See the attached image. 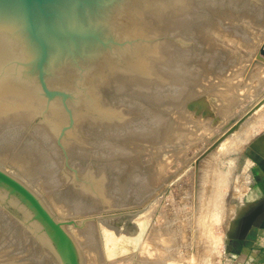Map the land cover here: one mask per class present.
Returning <instances> with one entry per match:
<instances>
[{
    "label": "water",
    "instance_id": "obj_1",
    "mask_svg": "<svg viewBox=\"0 0 264 264\" xmlns=\"http://www.w3.org/2000/svg\"><path fill=\"white\" fill-rule=\"evenodd\" d=\"M208 1L0 0V117H36L85 212L151 191L120 137L153 138L143 99L176 94L185 20ZM207 104L188 107L217 123ZM70 224L0 166V264H85Z\"/></svg>",
    "mask_w": 264,
    "mask_h": 264
},
{
    "label": "rangeland",
    "instance_id": "obj_2",
    "mask_svg": "<svg viewBox=\"0 0 264 264\" xmlns=\"http://www.w3.org/2000/svg\"><path fill=\"white\" fill-rule=\"evenodd\" d=\"M262 63L264 0H209L185 20L178 71L183 78L176 86L183 87V93L143 99L161 120L167 119L162 134H167L165 123L177 132L171 141L169 135L162 136L155 145L152 138L120 137L126 162L149 175L151 191L138 203L90 212L80 208L78 213L68 188L65 159L36 117L0 120V166L25 182L60 220L76 222L68 229L84 260L90 252L99 255L98 259L87 256H92L90 263L97 259L96 264H227L229 239L245 222L242 193L249 157L264 152ZM248 88L256 91L248 94ZM197 99L208 103L219 118L217 123L202 115L206 109L197 115L189 109ZM238 102L243 105L238 107ZM230 119L234 121L224 126ZM150 207L154 209L150 222L141 230L133 225L128 235L106 233L101 225L104 215L132 210L143 214ZM159 229L166 235L160 237ZM114 235L117 239L112 240ZM163 250L173 256L155 257Z\"/></svg>",
    "mask_w": 264,
    "mask_h": 264
},
{
    "label": "crops",
    "instance_id": "obj_3",
    "mask_svg": "<svg viewBox=\"0 0 264 264\" xmlns=\"http://www.w3.org/2000/svg\"><path fill=\"white\" fill-rule=\"evenodd\" d=\"M242 193L245 222L229 239L227 264H264V152H252Z\"/></svg>",
    "mask_w": 264,
    "mask_h": 264
},
{
    "label": "bare ground",
    "instance_id": "obj_4",
    "mask_svg": "<svg viewBox=\"0 0 264 264\" xmlns=\"http://www.w3.org/2000/svg\"><path fill=\"white\" fill-rule=\"evenodd\" d=\"M239 17H241V16H239ZM250 17V16H249ZM246 18V17H245ZM239 20V19H238ZM253 22V21H252ZM256 22V21H255ZM253 27V26H252ZM205 28V27H204ZM228 28V27H227ZM241 28V27H240ZM216 29V28H215ZM233 29V28H232ZM206 31V30H205ZM226 37V36H225ZM249 39V38H248ZM263 41V40H262ZM231 48V47H230ZM184 52V51H183ZM187 53V49H186V51H185V54ZM251 55V54H250ZM249 55V56H250ZM262 62V61H261ZM184 63V62H183ZM185 63H186V61H185ZM262 64H264V63H262ZM180 65H182V64H180ZM185 67H186V65H185ZM184 67V68H185ZM188 67H189V65H188ZM183 67H181V69H182ZM184 68H183V70H184ZM186 69V68H185ZM182 70V71H183ZM186 71V73H187V70H185ZM264 71V70H263ZM181 72V71H180ZM184 73V72H183ZM182 73V74H183ZM197 73V72H196ZM259 73V72H258ZM186 75V74H185ZM182 76H184V75H182ZM260 77H262L261 75H260ZM182 78L183 77H181V76H179L178 75V78H177V86H178V84H180L179 82L182 80ZM187 81V80H186ZM251 81V80H250ZM249 81V82H250ZM260 81V80H259ZM182 82V81H181ZM259 87H260V85H259ZM262 87V86H261ZM183 87H181V88H179V87H176V92L178 91V92H182L183 91V89H182ZM257 88V87H256ZM252 89H254V88H252ZM251 89V90H252ZM189 90V89H188ZM248 90H249V88H248ZM247 90V91H248ZM251 90H249V92H248V94L250 93V91ZM255 91H256V89H254ZM239 91V90H238ZM246 90L244 89V92L243 93H246L245 92ZM260 91V90H259ZM252 92V91H251ZM183 93V92H182ZM239 93H241V92H239ZM257 94H258V88H257V92H256ZM255 93V95H257ZM181 94V93H180ZM185 94H186V92H185ZM236 94H237V92H236ZM235 94V95H236ZM252 94H254V93H251V95ZM238 95V94H237ZM236 95V96H237ZM163 97V96H162ZM233 97V96H232ZM235 97V96H234ZM240 97V96H239ZM241 97H243V96H241ZM173 98V97H172ZM158 99V98H157ZM177 99V98H176ZM233 99V98H232ZM237 99H238V97H237ZM241 99V98H240ZM240 99H238V100H240ZM166 100V99H165ZM169 100V99H168ZM172 100H174V99H172ZM171 100V102H173ZM235 100V99H234ZM167 101V100H166ZM168 102H170V101H168ZM170 102V103H171ZM178 102V101H177ZM177 102H176V104H177ZM231 102H233V101H231ZM234 103V102H233ZM237 103V102H236ZM242 103V102H241ZM244 103V102H243ZM239 104H240V102H238V107H239ZM170 105V104H169ZM240 105H243V104H240ZM167 108V107H166ZM172 108V107H171ZM231 109V108H230ZM242 109V108H241ZM203 110V109H202ZM227 110L228 109H224L223 111H224V113L225 112H227ZM183 111V110H182ZM163 112V111H162ZM184 113V112H183ZM213 113V112H212ZM222 113V112H221ZM223 113V114H224ZM228 113V112H227ZM226 113V114H227ZM235 113V112H234ZM234 113H232V114H234ZM236 114V113H235ZM234 114V115H235ZM157 115V114H156ZM162 115V114H161ZM222 115V114H221ZM158 116V115H157ZM225 116H227V115H225ZM224 116V117H225ZM230 116V115H229ZM4 117V116H3ZM3 117H0V120L3 118ZM7 117V116H6ZM14 117V116H13ZM15 117H19V116H15ZM14 117V118H15ZM5 118V117H4ZM26 118H28V117H26ZM6 119V118H5ZM8 119H10L9 117H8ZM17 119V118H16ZM20 119V118H19ZM170 119V118H169ZM4 120V119H3ZM2 120V121H3ZM11 121L13 120V119H10ZM163 120V121H162ZM162 120L160 121V125H158V127H157V129H156V131H155V134H154V136H153V138H152V141H153V145H155L159 140H160V138H162V136H165V137H167L168 135V140H170L171 139V136H172V134H173V132H177L176 130H174V131H172L171 130V128H173L172 127V124H167L166 125V123H167V119H165L164 117H162ZM14 121H16V120H14ZM166 121V123H165V129H166V132H167V134H162V132H163V128L161 127L162 126V124L164 123ZM227 121V120H226ZM195 122V121H194ZM205 123H207V122H205ZM204 123V124H205ZM194 124V123H193ZM206 125V124H205ZM194 126L195 125H193V128H194ZM198 127V126H197ZM196 127V128H197ZM200 127H202V126H200ZM211 128V127H210ZM178 129V128H177ZM199 129V128H198ZM201 129V128H200ZM203 129V128H202ZM201 129V130H202ZM209 129V128H208ZM201 130H199V131H201ZM212 130V129H211ZM196 131H198V130H196ZM203 131V130H202ZM205 131V130H204ZM204 131H203V133H204ZM213 131H214V129H213ZM216 131V130H215ZM214 131V132H215ZM188 132H189V130H188ZM207 132V131H206ZM214 132H212V133H214ZM178 133H180L181 134V132H179L178 131ZM186 133V132H185ZM200 133V132H199ZM188 134V133H187ZM207 134V133H206ZM200 135H201V133H200ZM204 135V134H203ZM202 136V135H201ZM205 136H207V135H205ZM182 137V136H181ZM197 137V136H196ZM211 136H210V134H209V136H208V138H210ZM180 138V136L178 137V139ZM183 138H185V137H183ZM139 139V138H138ZM200 139H201V137H200ZM199 139V140H200ZM211 139V138H210ZM199 140H198V142H199ZM202 140V139H201ZM200 140V141H201ZM171 141V140H170ZM197 141V140H196ZM168 142V141H167ZM198 142H194V144L195 143H197L198 144ZM164 143V142H163ZM203 143V142H202ZM199 146V145H198ZM154 148V147H153ZM260 149V148H259ZM128 150H130V149H128ZM184 153V152H183ZM184 156V155H183ZM181 157V156H180ZM186 157V156H185ZM181 159H182V157H181ZM153 187V186H152ZM149 194V193H148ZM147 194V195H148ZM74 197V196H73ZM145 198H146V196H145ZM74 200H76V199H74ZM77 201V200H76ZM76 201H75V209H77V212L80 210H82V209H80V208H82L81 207V205L80 204H76ZM155 207H156V204H155ZM153 208H154V206H153ZM150 212H149V210H148V212H143V214H141L138 210H136V211H128V212H118V213H113V214H109V215H104L103 217L104 218H102L101 220H102V222H101V225L105 228V232L106 233H113V232H115L114 234L116 235H123V233H127V235L129 234V233H132L133 231H132V229L134 228H132V226L134 225V226H136L139 230H141V229H143L144 228V226L145 225H147L149 222H150V218H151V215H152V212H153V210H152V208L150 207ZM108 210V209H107ZM79 211V212H80ZM83 212H85L84 210H82ZM141 211V210H140ZM78 212V213H79ZM136 213L135 215H134V217L133 216H131V215H129L130 213ZM83 214V213H82ZM103 215V214H102ZM100 219V218H99ZM121 225H122V227H121ZM162 226V225H161ZM112 229V230H111ZM156 229V228H155ZM161 229V228H160ZM159 229V230H160ZM109 230V231H108ZM122 230V231H121ZM151 231V230H150ZM160 231H162L161 233L162 234H160L159 233V235H160V237L162 236H164V235H166V234H164V231L163 230H160ZM159 231V232H160ZM102 232V231H101ZM141 231H139V233H140ZM156 232H158L157 231V229H156ZM89 234V233H88ZM105 235V234H104ZM114 235V236H115ZM150 235L151 234H149V237L148 238H150ZM105 236H107V235H105ZM120 237V236H119ZM158 237V236H157ZM104 238H106V237H104ZM117 239V237L115 236L114 238L112 237V240L113 239ZM126 240H127V237L125 236L124 237ZM153 238V237H152ZM121 239L123 240V238L121 237ZM131 239H133V238H131ZM156 239V238H155ZM158 239L160 240L161 238H159L158 237ZM163 239H165L166 241L168 240V238H163ZM122 240H119V241H121L122 242ZM140 240V239H139ZM139 240H138V242H139ZM144 240V239H143ZM154 240V239H153ZM170 240V239H169ZM118 241V240H117ZM163 241V240H162ZM166 241H165V243H166ZM107 242H109V240L107 241ZM107 242L105 241V243H106V247L108 246V244H107ZM120 242V243H121ZM160 242V241H159ZM164 242V241H163ZM88 243H90V242H88ZM128 243V242H127ZM156 243L158 244V245H160L157 241H156ZM138 244V243H137ZM145 244V243H144ZM156 244V245H157ZM91 245V244H90ZM136 245V244H135ZM92 246V245H91ZM133 246H134V244H133ZM142 247V246H141ZM159 247V246H158ZM93 248V247H92ZM89 249H91V247H89ZM88 249V250H89ZM117 249V248H116ZM142 249V248H141ZM156 250V249H155ZM90 251V250H89ZM150 251V250H149ZM149 251H148V253H149ZM153 251V250H152ZM96 251H94V252H90L89 254L90 255H92L93 256V258H96L97 257V259H98V257H99V255L97 256L96 255V253H95ZM144 252H145V250H144ZM147 252V251H146ZM145 252V253H146ZM151 252V251H150ZM161 252H162V250H161ZM163 252L164 253H159V254H157L155 257H158V259H166L167 260V257L166 256H168V254L169 253H171V252H169L168 254H167V251L166 250H163ZM172 254V253H171ZM175 254V253H174ZM90 255H86V259H87V256H90ZM146 255H147V253H146ZM92 256L91 257H88V259H87V262H89V264H96L97 262H98V260L97 259H95V260H93L92 262H95V263H90V261H88L89 260V258H92ZM172 256H173V254H172ZM172 256L169 258V259H171L172 258ZM175 256H177V255H175ZM85 259V260H86ZM125 259V258H124ZM173 259H174V257H173ZM172 259V260H173ZM92 260V259H91ZM175 260V259H174ZM171 261V260H170ZM155 262V261H154ZM155 263H157V262H155ZM172 264H173V262H172Z\"/></svg>",
    "mask_w": 264,
    "mask_h": 264
}]
</instances>
